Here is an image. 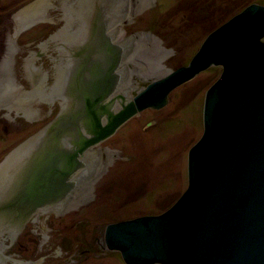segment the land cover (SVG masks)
<instances>
[{
	"label": "rangeland",
	"instance_id": "rangeland-1",
	"mask_svg": "<svg viewBox=\"0 0 264 264\" xmlns=\"http://www.w3.org/2000/svg\"><path fill=\"white\" fill-rule=\"evenodd\" d=\"M36 2L0 0V264H125L106 249L105 227L160 215L186 190L205 92L222 67L201 72L163 107L141 111L88 147L98 161L75 187L73 178L90 170L80 162V142L95 120L107 123L103 111L117 113L147 83L186 66L209 33L264 0H45L34 22L18 17ZM100 69L110 85L106 78L101 87L107 75ZM60 153L65 161L76 153L77 165L59 180L46 169ZM40 177L63 188L32 211L23 196Z\"/></svg>",
	"mask_w": 264,
	"mask_h": 264
},
{
	"label": "water",
	"instance_id": "water-1",
	"mask_svg": "<svg viewBox=\"0 0 264 264\" xmlns=\"http://www.w3.org/2000/svg\"><path fill=\"white\" fill-rule=\"evenodd\" d=\"M263 39L264 6L251 4L209 33L186 66L147 83L117 113L103 111L107 123L95 120L81 142L78 153L141 111L163 107L170 92L201 72L222 67L205 92L203 133L187 154L186 190L160 215L105 227L106 249L119 252L125 264H264ZM105 75L101 87L106 78L110 85ZM63 155L46 169L59 180L77 165L76 153L66 161ZM59 156L64 164L56 169ZM61 185L53 178L33 179L23 199L33 211L59 197Z\"/></svg>",
	"mask_w": 264,
	"mask_h": 264
},
{
	"label": "bare ground",
	"instance_id": "bare-ground-1",
	"mask_svg": "<svg viewBox=\"0 0 264 264\" xmlns=\"http://www.w3.org/2000/svg\"><path fill=\"white\" fill-rule=\"evenodd\" d=\"M44 1L45 0H38V2H36V3H34L33 5H31L30 7H28L27 9H24V10H22V11H20V15L18 16L19 18H21L22 16H24L26 19H31L33 22H34V20H36V15H37V12H41V10L43 9V7H42V4L44 3ZM126 11H127V9H126ZM26 15V16H25ZM124 15H125V9L124 10H122L121 12H120V14L118 15V13L116 14V19H115V21H117L120 17L121 18H124ZM24 21H26V20H24ZM94 22H95V24L93 25V26H97L98 24H100L101 23V21L99 20V18L98 19H94ZM113 22V21H112ZM21 23V22H20ZM27 22H25L24 23V25H27L26 24ZM114 23V22H113ZM25 26H22V23L20 24V26L18 27V29L16 30V34L19 32H21L22 30H23V28H24ZM100 29V28H99ZM95 31V30H94ZM113 35H111V36H113L114 37V35H115V33L113 32L112 33ZM18 35V34H17ZM16 35V36H17ZM116 36V35H115ZM119 45V44H118ZM123 45V44H122ZM124 45H126V46H128V50H129V48H130V45L131 44H129V42L128 41H126V42H124ZM126 50H127V48H126ZM125 50V51H126ZM125 70H126V68H125ZM116 82V81H115ZM119 88H121V87H119ZM129 100H131V99H129ZM127 104V103H126ZM115 114V113H114ZM79 124H81V125H83V122H79ZM103 126V125H102ZM90 137V136H89ZM89 137H87V138H85V139H88ZM84 139V140H85ZM83 140V141H84ZM82 142V141H81ZM80 142V143H81ZM26 144V143H25ZM25 144H23L21 147H19L12 155H11V157H12V160H11V157H10V159H9V161L11 160V162L12 163H15L16 161H17V159H18V157H21L24 153H25V151H26V149H25ZM28 144H30V143H28ZM75 151V149H73L71 152H74ZM84 152V153H83ZM83 154H81L80 155V157H81V161L80 162H82V163H84V166L85 167H87V169H90V170H88V171H83V172H81L82 174L81 175H77L75 178H73V183L75 184V187L80 183V182H82L83 180H85L86 179V177L88 176V174L89 175H91V171H92V166H91V164L92 163H94V162H96V161H98V156L96 155V153H92L91 151H89L88 152V150H87V148L85 149V150H83ZM79 157V158H80ZM80 160V159H79ZM91 167V168H90ZM86 173H87V175H86ZM67 203V202H66ZM65 203V199H62V201H60V204L59 205H61V206H59V207H61V208H63L64 207V205L66 204ZM55 203H53L52 205H49L48 204V206H53ZM56 205V204H55Z\"/></svg>",
	"mask_w": 264,
	"mask_h": 264
}]
</instances>
